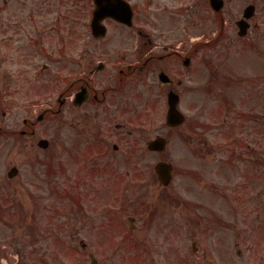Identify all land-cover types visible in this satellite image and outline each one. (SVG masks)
<instances>
[{"label": "rangeland", "instance_id": "obj_1", "mask_svg": "<svg viewBox=\"0 0 264 264\" xmlns=\"http://www.w3.org/2000/svg\"><path fill=\"white\" fill-rule=\"evenodd\" d=\"M79 1L81 5L76 8V0H0V201L7 202L6 208L11 207L12 213L7 219L14 222L13 225H1L5 230L0 226L2 239L9 238V234L13 239L20 238L38 217L44 219V225H50L55 202L57 207H66L70 211L71 206L65 203L71 200L63 197L71 191L75 181L88 180L86 173H71L68 126L59 133V124L68 123V109L61 118L47 114L43 121H37L47 107L56 103L59 90L68 87V82L57 77L58 63L50 61L43 48L46 47L56 60L59 48L71 49L92 41L89 24L93 0ZM131 1L143 12V4H149L150 0ZM226 1L222 19L217 21L209 0H153V18L161 13L155 11V7L167 4L169 13L185 9L183 15L173 19L181 21L184 28L187 26L190 43L216 37L217 28L220 30L225 21L220 45L203 51L204 55L213 56L208 72L217 70L218 79L208 81L210 76L203 71L202 79L189 82V108L183 109L190 122L170 133L167 160L175 165L177 173L170 190L162 191L155 180L154 166L159 158L154 156L141 153L137 163H128L122 157L124 151L116 153L110 149L109 157L99 160L95 166L99 168L108 163L107 171H116L112 163L116 165L119 177L125 179L121 183L124 191L130 196L146 192L145 203L155 208L124 210L121 218L128 226V215L136 213L141 227L144 219H156L151 235L144 242L150 245L149 248L143 246V235L127 239L121 231H117L116 236L106 235L101 242L93 240L94 247L103 246V242L106 244L105 251L100 253L109 255L112 264L123 263L122 260L118 262L119 258L127 259L123 264H133L131 258L138 254L144 260L141 264H190V261L193 264H264V0ZM250 2L258 6V15L253 22L258 27H253L250 34L241 39L235 21L242 17ZM76 9L81 12L79 18H73L71 13ZM143 15L149 17L148 10ZM168 25L173 30L179 27L178 22L170 24L169 20ZM109 28L110 33L104 41H124L121 28L114 23H110ZM42 36L44 41L38 45ZM128 37L130 39L126 41H133L129 32ZM173 38H177L175 32ZM82 51L77 50L78 53ZM67 57L71 55L63 59ZM202 57L199 56V61ZM45 64L50 66L47 72H43ZM33 103L40 105L32 106ZM218 104L224 107L221 115L212 111ZM27 106L31 111H27ZM163 112L164 109L157 110L156 125L150 130L163 127ZM27 119L37 123L35 137H23L20 133ZM193 120H198L202 127L193 131L190 128ZM161 132L166 134L167 130L164 128ZM40 138L48 139L52 147L45 152L39 150ZM195 138H199L203 156L196 154ZM123 146L126 149V145ZM113 155L116 157L112 158ZM54 161L61 163L59 170H64L49 174L47 163ZM13 166L20 169V174L9 180L7 173ZM111 179H106L109 188L115 186ZM100 183L101 177L89 179V185L80 191L86 193L91 186H100ZM141 186L146 189H136ZM172 196L188 202L191 210L198 209L197 212L203 215L204 235L197 242V253H194L191 241H170V237H165L173 222H182L185 211L174 205ZM218 213L222 221L220 226L216 220ZM23 215L30 216L21 225L16 220ZM63 216L59 223L63 222ZM100 221L107 232L112 230L109 228L111 218ZM100 221L95 220L92 228ZM81 222L84 220L80 219L78 226ZM38 223H34V234L45 229L41 226L39 230ZM164 228L165 232L159 231ZM111 233L114 234L113 230ZM110 243L117 246L110 250ZM184 245H187L185 250L189 260L181 263L177 261L178 251L172 248Z\"/></svg>", "mask_w": 264, "mask_h": 264}, {"label": "flooded vegetation", "instance_id": "obj_2", "mask_svg": "<svg viewBox=\"0 0 264 264\" xmlns=\"http://www.w3.org/2000/svg\"><path fill=\"white\" fill-rule=\"evenodd\" d=\"M153 6V0L149 5L144 6L143 12L139 7L134 6L135 25L131 28L122 24L118 25L122 27V30L132 31L133 41L105 42L99 39L81 44L80 47L59 48L71 55L70 61L65 60L68 64L66 73H60L57 76L61 81L68 82V87L59 90L56 103L47 107L42 113L43 118L46 113L61 118L68 109V123L63 121L59 124V133L68 126L71 173H86L89 169L87 162L107 157L111 153L110 149L116 153L124 151L127 162L137 161L140 151H144L146 155L152 153L146 146L157 136L158 128L150 130V127L156 125L158 109H164L163 113L168 111L169 94L175 92L180 96L181 110L189 108L187 103V96L191 90L189 82L199 81L204 76L200 66L194 63L195 57L206 47L216 45V41L190 44L188 29L181 26L173 30L168 25L170 9L167 4L163 7H155V11H161L156 18H153L151 13ZM146 10L149 12V17L143 15ZM184 12L185 9L181 8L171 12L170 15H183ZM262 27L264 28V24ZM173 32L177 35L176 39L172 36ZM77 50L83 51L78 53ZM48 58L50 61H55L54 57ZM209 66L210 61H207L205 67L209 68ZM48 70L49 67L44 65L43 71ZM39 105L40 103H33L32 106ZM26 109L31 111L30 106ZM36 125L35 122L27 120L25 130L21 131L22 136L35 137ZM163 126H166V122ZM199 127L202 125L198 120H193L190 124L191 129ZM153 132L154 135L151 134ZM198 142L197 139L196 147L201 152ZM123 145H126V149ZM144 146L145 148H142ZM50 147H52L51 144L46 151ZM53 164L54 167L48 168V171L59 173L61 163L54 161ZM96 174H101L103 179L105 177V173ZM84 181L85 179L75 181L71 191L63 197L71 199V202L65 203L71 206L68 213H65L66 207L61 209L55 202L51 224L46 226L43 224L44 219L38 220V229L40 230L41 226L45 227L42 233L34 234V228L31 230L32 233L25 232L20 238L13 239L10 234L9 238H0V264H92V259L98 254V250L89 243L93 240L101 242L105 234L107 235V230L100 219L116 220L125 214L118 211L119 200H124L123 207L127 209L139 206L151 208L149 203L143 202L145 198L143 193L134 198L125 194L120 199L111 196L113 201H108L105 179L102 186L93 188L90 192L87 191L90 202H83L77 197L76 191L80 188L77 183L83 184ZM171 188L172 186L162 189L170 190ZM111 189L113 194L120 188L115 187L114 191L113 188ZM172 200L174 205L183 207L185 211L182 214V222L169 226L165 237L180 242L191 241L194 243L193 250L198 252L195 243L204 235L203 217L198 212H192L188 202L173 196ZM196 204L198 206V203ZM62 210L65 215L72 216L69 218L71 222L59 223L58 218L60 219ZM4 211H7L6 205L0 202V218L4 217ZM54 215L58 218H54ZM136 215V213L128 215V226L125 223L112 224L110 227L113 229V235L116 236L117 231L123 232L127 239L143 235L144 243L151 235L156 219L152 217L144 219L145 222L141 227ZM27 217V215L22 216V223ZM80 219L84 222L78 226L77 222ZM95 220L100 222L96 223L97 226L93 229ZM159 231L165 232L166 229ZM84 233L88 236L82 237ZM61 240L65 243L62 244ZM46 241H51L52 244L46 245ZM144 246L150 247L149 244ZM186 247L187 245H184L183 249ZM183 251L178 250L177 261L182 262ZM136 263H144V260L139 258ZM99 264H112V261L100 260Z\"/></svg>", "mask_w": 264, "mask_h": 264}, {"label": "water", "instance_id": "obj_3", "mask_svg": "<svg viewBox=\"0 0 264 264\" xmlns=\"http://www.w3.org/2000/svg\"><path fill=\"white\" fill-rule=\"evenodd\" d=\"M212 5L216 10H220L224 6V2L222 0H211ZM98 9L95 12V19L97 20V23L95 24L94 32L95 35L99 34H104V32L101 31L100 27L98 26L99 21L104 19L105 16L107 15H113L116 18L123 19L124 22L130 24L131 23V14H126L120 11V7L123 5L125 7V3L122 0H117V3L115 0H111V9L105 6V3H108L107 0H96ZM253 8V7H251ZM249 10H253V9ZM128 9V8H127ZM245 16L248 18V9L246 10ZM99 32V33H98ZM246 33V27H243V31L241 34ZM173 98V97H171ZM176 104L177 100L175 101L174 99H171V105L172 108L170 110V113L168 115V122L172 126H177L181 124L184 121V118L182 115L176 110ZM159 141L153 143V144H158ZM157 173L159 175V178L162 182L166 183V181L170 178V173H171V166L166 164V163H160L157 165Z\"/></svg>", "mask_w": 264, "mask_h": 264}]
</instances>
